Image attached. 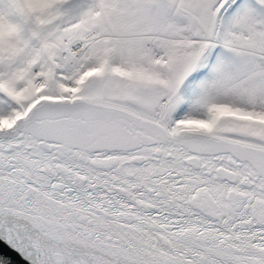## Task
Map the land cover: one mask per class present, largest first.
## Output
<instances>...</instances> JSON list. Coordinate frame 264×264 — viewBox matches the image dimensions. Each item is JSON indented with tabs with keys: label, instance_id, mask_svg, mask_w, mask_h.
I'll use <instances>...</instances> for the list:
<instances>
[{
	"label": "snow or ice",
	"instance_id": "1",
	"mask_svg": "<svg viewBox=\"0 0 264 264\" xmlns=\"http://www.w3.org/2000/svg\"><path fill=\"white\" fill-rule=\"evenodd\" d=\"M0 264H264V0H0Z\"/></svg>",
	"mask_w": 264,
	"mask_h": 264
},
{
	"label": "water",
	"instance_id": "2",
	"mask_svg": "<svg viewBox=\"0 0 264 264\" xmlns=\"http://www.w3.org/2000/svg\"><path fill=\"white\" fill-rule=\"evenodd\" d=\"M0 254H4L5 256L16 260L17 257H15V255L13 253H11L6 247L4 248V246L0 245Z\"/></svg>",
	"mask_w": 264,
	"mask_h": 264
}]
</instances>
